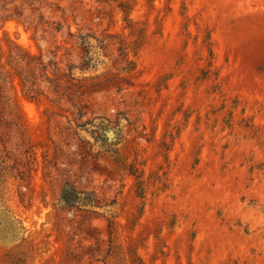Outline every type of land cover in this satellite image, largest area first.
Listing matches in <instances>:
<instances>
[{"label": "rangeland", "instance_id": "374dc122", "mask_svg": "<svg viewBox=\"0 0 264 264\" xmlns=\"http://www.w3.org/2000/svg\"><path fill=\"white\" fill-rule=\"evenodd\" d=\"M2 13L45 70L4 86L0 264H264V0Z\"/></svg>", "mask_w": 264, "mask_h": 264}, {"label": "trees", "instance_id": "16d2710c", "mask_svg": "<svg viewBox=\"0 0 264 264\" xmlns=\"http://www.w3.org/2000/svg\"><path fill=\"white\" fill-rule=\"evenodd\" d=\"M7 3H5L6 5ZM3 5V6H5ZM4 11H8L7 8L3 7ZM122 10L125 12L127 10H130V8L124 7V5H120ZM22 12L18 13V17L22 16ZM40 20L42 19L41 16ZM9 18H12V14H0V22H3ZM39 26V23L34 24V29H37ZM82 39V38H81ZM84 39V38H83ZM85 44L86 42H82ZM16 49H11L10 52L3 57V55L0 53V111L2 112L5 107H7V98L6 94L4 93V86L6 82H10V77L13 74L19 78L21 86L27 89L29 92H38L39 89L35 87L37 75H36V65L41 66V71L43 69L45 70L44 65L40 62L39 57H36L33 54H29L28 52L22 51L18 47H15ZM4 61L2 62V60ZM24 62V64H22ZM45 76V75H44ZM45 82L49 84L51 81V78L48 77V75L45 76ZM55 87V86H54ZM58 88V85L56 86ZM1 114V113H0ZM2 119V116H0V121ZM141 197H143L144 191L141 190L138 193ZM61 199L64 203L71 204V202L76 201L80 198L77 191L73 187H68V189L62 190ZM84 198V197H83ZM79 201V200H77ZM113 231H109V234L111 235ZM109 242H112L111 239Z\"/></svg>", "mask_w": 264, "mask_h": 264}]
</instances>
